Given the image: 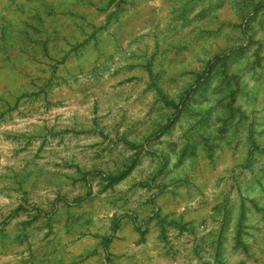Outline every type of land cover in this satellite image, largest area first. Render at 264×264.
<instances>
[{
    "label": "rangeland",
    "instance_id": "rangeland-1",
    "mask_svg": "<svg viewBox=\"0 0 264 264\" xmlns=\"http://www.w3.org/2000/svg\"><path fill=\"white\" fill-rule=\"evenodd\" d=\"M0 264H264V0H0Z\"/></svg>",
    "mask_w": 264,
    "mask_h": 264
}]
</instances>
